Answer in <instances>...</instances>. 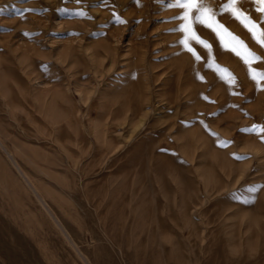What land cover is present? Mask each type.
Segmentation results:
<instances>
[{"label": "rangeland", "instance_id": "rangeland-1", "mask_svg": "<svg viewBox=\"0 0 264 264\" xmlns=\"http://www.w3.org/2000/svg\"><path fill=\"white\" fill-rule=\"evenodd\" d=\"M100 3L0 0V264H264V91L248 65L205 28L226 71L198 45L200 62L178 54L173 0ZM218 19L264 72V49Z\"/></svg>", "mask_w": 264, "mask_h": 264}, {"label": "snow or ice", "instance_id": "snow-or-ice-1", "mask_svg": "<svg viewBox=\"0 0 264 264\" xmlns=\"http://www.w3.org/2000/svg\"><path fill=\"white\" fill-rule=\"evenodd\" d=\"M19 2H31V0H19ZM65 3H68L69 0H64ZM76 4H81L82 0H71ZM134 2L139 5L140 0H134ZM160 2V0H157ZM243 0H226L222 3L218 9H213L209 6L208 0H173V3L169 4V8H174L179 10L178 15L173 18L171 22L177 23V27L171 29L170 31L173 34L179 35L181 38L176 41L175 46L181 49V53L188 52L194 57L196 62L202 60L201 55L196 51L193 45H198L202 47L208 55V59L205 61L206 68L213 70L214 72L220 74L222 71L218 66L213 68V46L210 42L205 41L199 35V29L205 28L213 32L217 38L218 45L223 51H232L240 57L246 65H248V75L250 79L256 84L258 91H264V72L256 71L252 67L253 62H259L261 57L252 52L247 44L244 41L240 40L238 37L232 35L225 28L223 24L219 22L218 17L225 14L229 15L232 19L238 21L250 34L251 39L262 49H264V0H249L253 5V10L259 14V21L254 20L249 11L243 9L240 5ZM108 5V0H101L99 6L105 7ZM8 6L0 7V13H2ZM13 8H16L17 5H13ZM35 10L24 9L21 12L20 18L23 19L24 15L28 12ZM60 11L68 12L67 8H62ZM70 16H75L81 19H91L88 16V13L85 11H74L68 12ZM113 22L115 24H126L127 21L120 18V16L113 13ZM224 34L230 37L232 43H226ZM26 36L28 34H25ZM237 46L242 47L244 52L237 50ZM246 53V55H245ZM203 79V77H199ZM219 78L223 80L229 87H232L236 84L235 77H232L231 74L225 78L223 75H219ZM234 95H239V93H233ZM233 107H237L233 105ZM203 123V122H201ZM204 127L207 128V125L204 124ZM246 132H256V127L251 129H244ZM260 132L264 133V128L259 129ZM214 135V134H213ZM264 140V136L261 137ZM229 142L220 143V147H226ZM162 151H164L162 149ZM250 157H236L238 160L248 159ZM247 191L250 194L256 193L258 190L255 188H248ZM254 198V197H253ZM239 199V198H238Z\"/></svg>", "mask_w": 264, "mask_h": 264}, {"label": "bare ground", "instance_id": "bare-ground-1", "mask_svg": "<svg viewBox=\"0 0 264 264\" xmlns=\"http://www.w3.org/2000/svg\"><path fill=\"white\" fill-rule=\"evenodd\" d=\"M25 84V83H24ZM131 89V88H130ZM124 91V90H123ZM128 91H130V90H128ZM138 91V90H137ZM137 94V93H136ZM129 95H130V93H129ZM121 96V95H120ZM116 98H117V96H116ZM174 98V97H173ZM122 100V99H121ZM120 100V101H121ZM170 100V99H169ZM113 101H115V100H113ZM118 101V103H119V100H117ZM57 102V101H56ZM138 102V101H137ZM117 102L115 103V104H118ZM120 104V103H119ZM27 109V108H26ZM60 125V124H59ZM65 125V124H64ZM5 126V125H4ZM42 127V126H41ZM64 129V128H63ZM8 131V130H7ZM104 132V131H103ZM162 134V133H161ZM160 134V135H161ZM56 135V134H55ZM62 137H63V135H61ZM7 139V138H6ZM12 142V141H11ZM101 142V141H100ZM13 145V144H12ZM51 145V144H50ZM14 148V147H13ZM10 152V151H9ZM17 152V151H16ZM18 153H20V152H18ZM114 153V152H113ZM110 155V154H109ZM261 196V195H260ZM248 223V222H247ZM251 226V225H250ZM248 229V228H247ZM244 233V232H243ZM245 243V242H244Z\"/></svg>", "mask_w": 264, "mask_h": 264}]
</instances>
